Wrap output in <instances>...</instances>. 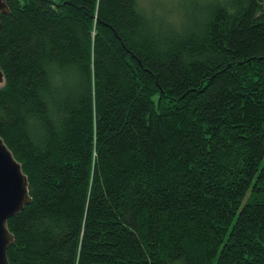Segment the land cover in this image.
I'll return each mask as SVG.
<instances>
[{
	"label": "trees",
	"instance_id": "1",
	"mask_svg": "<svg viewBox=\"0 0 264 264\" xmlns=\"http://www.w3.org/2000/svg\"><path fill=\"white\" fill-rule=\"evenodd\" d=\"M5 1L10 264H264V0Z\"/></svg>",
	"mask_w": 264,
	"mask_h": 264
},
{
	"label": "water",
	"instance_id": "2",
	"mask_svg": "<svg viewBox=\"0 0 264 264\" xmlns=\"http://www.w3.org/2000/svg\"><path fill=\"white\" fill-rule=\"evenodd\" d=\"M8 9V3L0 0V11L5 12ZM30 199L28 177L19 159L0 134V264H10L6 248L14 238L13 231L6 224V218L9 214L19 211Z\"/></svg>",
	"mask_w": 264,
	"mask_h": 264
},
{
	"label": "rangeland",
	"instance_id": "3",
	"mask_svg": "<svg viewBox=\"0 0 264 264\" xmlns=\"http://www.w3.org/2000/svg\"><path fill=\"white\" fill-rule=\"evenodd\" d=\"M177 1L179 2L180 0H139V2H141V4L148 10V9H151L152 7L159 10V9H162L165 10H169L170 7L172 9L173 8H176V4H177ZM2 77L0 78V82H2Z\"/></svg>",
	"mask_w": 264,
	"mask_h": 264
}]
</instances>
